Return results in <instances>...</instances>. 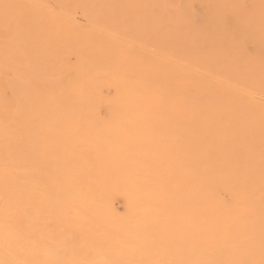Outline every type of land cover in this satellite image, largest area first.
Returning a JSON list of instances; mask_svg holds the SVG:
<instances>
[{"label": "bare ground", "instance_id": "obj_1", "mask_svg": "<svg viewBox=\"0 0 264 264\" xmlns=\"http://www.w3.org/2000/svg\"><path fill=\"white\" fill-rule=\"evenodd\" d=\"M0 264H264V0H0Z\"/></svg>", "mask_w": 264, "mask_h": 264}]
</instances>
